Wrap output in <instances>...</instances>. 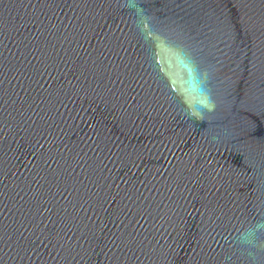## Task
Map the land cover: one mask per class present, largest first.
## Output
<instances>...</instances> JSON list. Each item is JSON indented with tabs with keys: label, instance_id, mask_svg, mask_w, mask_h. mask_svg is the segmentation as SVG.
<instances>
[{
	"label": "water",
	"instance_id": "95a60500",
	"mask_svg": "<svg viewBox=\"0 0 264 264\" xmlns=\"http://www.w3.org/2000/svg\"><path fill=\"white\" fill-rule=\"evenodd\" d=\"M0 167L64 264H264V0H0Z\"/></svg>",
	"mask_w": 264,
	"mask_h": 264
}]
</instances>
